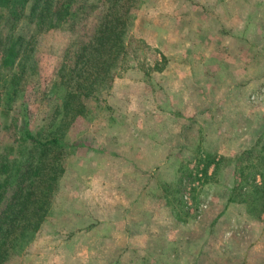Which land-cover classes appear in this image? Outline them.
<instances>
[{
    "label": "rangeland",
    "instance_id": "1",
    "mask_svg": "<svg viewBox=\"0 0 264 264\" xmlns=\"http://www.w3.org/2000/svg\"><path fill=\"white\" fill-rule=\"evenodd\" d=\"M132 17L129 67L67 130L52 204L33 240L3 264H64L65 249L52 247L92 226L125 247L122 264H191L182 249L193 243L199 264H264V212L240 202L235 161L264 132V0H143ZM71 31L70 22L38 35L37 72L24 87L33 128L55 104L45 94ZM207 152L225 159L216 171L210 165L208 183L185 180L186 201L177 205L174 183L187 164L195 176ZM163 202L182 223L178 243ZM77 240L81 263H90L92 240ZM115 256L107 259L120 264Z\"/></svg>",
    "mask_w": 264,
    "mask_h": 264
},
{
    "label": "trees",
    "instance_id": "2",
    "mask_svg": "<svg viewBox=\"0 0 264 264\" xmlns=\"http://www.w3.org/2000/svg\"><path fill=\"white\" fill-rule=\"evenodd\" d=\"M142 2L0 0V126L5 133L0 142V264L12 252L23 250L41 226L58 190L67 130L78 117L89 113L91 103L103 99L102 91L129 67L135 52L125 35L133 25V11ZM70 22L72 36L45 94L55 104L44 122L33 128L24 87L37 72L38 35ZM24 27L30 29L29 34ZM160 65L156 60L155 69L161 70ZM203 155L204 164L195 176L187 164L174 183L177 205L186 201L185 180L208 183L210 165L216 171L225 159L208 152ZM235 161L240 175L236 188L244 195L240 202L250 199L264 212V132ZM169 187L170 183H164L168 194Z\"/></svg>",
    "mask_w": 264,
    "mask_h": 264
},
{
    "label": "crops",
    "instance_id": "3",
    "mask_svg": "<svg viewBox=\"0 0 264 264\" xmlns=\"http://www.w3.org/2000/svg\"><path fill=\"white\" fill-rule=\"evenodd\" d=\"M161 207L163 209V214L165 215L164 219L166 220L167 223H169L170 226L174 227V228H171V231L173 232V235L175 234L174 237L176 239V243L180 242V240H182V239H181V235H179L178 232L183 231V228H181L182 223H180L178 220H176L175 218H173L171 216L172 212H171L169 205H167V204L165 205V203L163 202V205L161 204ZM93 221H95V220H91L88 225H91V223ZM169 231H170V229H169ZM132 233H138L139 234V232H136L135 230H133ZM143 235L139 234V236H143V237L147 236L146 234H143ZM171 235H172V233H171ZM78 238H80L79 243L84 244V246H86L88 244V242H90L92 240V242H91L92 249L96 248L94 253L100 252L99 251L100 248L106 247L107 249H109V255L107 253L106 255H104V257L100 256V255H96L93 252H91V253H93V255L90 256L91 258H90V260H88V261H90V263H86V264H117L115 262H111L112 260L107 259L109 256H114L115 254H116L115 261H116V259H119L118 262L120 264H122L123 258L124 259L126 258L124 256V254L128 251H126L125 253H123L121 255L119 254L120 251H123L125 249V247H123L118 241L113 239V237H112V239L106 238L105 236H103L101 231L98 230L97 227L92 226L88 230H82L80 232H75L74 234H72L70 236L71 240H69L71 242H68V243L62 242V244H59V245L52 247L53 253H57L56 251L60 247L65 249L66 256L64 259V264H84V263H81V261H82V258L80 256L81 254H79V252H77L80 249L77 246V243H78L77 239ZM129 244H130V241H129ZM169 246H171V248L168 251L169 252L168 254H173V253L175 254L177 252V249L175 247H177L178 244L175 246V243L173 245V241H169ZM196 246H198V245H196V243H193L192 245H189V247H187V249H182L183 251H187V252H190L192 254L191 264H199L200 250ZM110 249H111V253H110ZM176 261H175V264H184L185 263L180 257H178V260L176 259ZM55 263H56V261L53 262L52 264H55ZM168 264H173V263H172V261L171 262L169 261ZM248 264H252V263L248 262Z\"/></svg>",
    "mask_w": 264,
    "mask_h": 264
}]
</instances>
